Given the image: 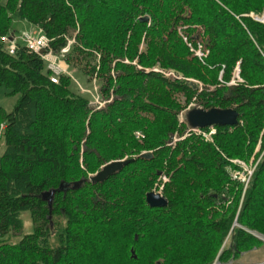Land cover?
<instances>
[{"label":"trees","instance_id":"16d2710c","mask_svg":"<svg viewBox=\"0 0 264 264\" xmlns=\"http://www.w3.org/2000/svg\"><path fill=\"white\" fill-rule=\"evenodd\" d=\"M262 10L264 0H0V36L16 17L52 52L72 38L67 66L113 95L91 109L70 76L53 83L40 55L0 42V84L18 94L9 112L0 107V264H210L257 248L248 230L264 236V24L245 14ZM179 18L199 26L187 31L204 42L203 63L175 33ZM236 62L242 83L219 84ZM155 63L216 86L197 92L150 71ZM177 94L233 108L237 122L215 126L211 143L189 135L170 148L181 131ZM262 150L242 192L229 160ZM120 159L128 162L104 180H86ZM159 174L167 204L149 207ZM23 211L31 231L21 234Z\"/></svg>","mask_w":264,"mask_h":264},{"label":"built area","instance_id":"2783aa9c","mask_svg":"<svg viewBox=\"0 0 264 264\" xmlns=\"http://www.w3.org/2000/svg\"><path fill=\"white\" fill-rule=\"evenodd\" d=\"M245 16L250 17L252 20L264 24V10H262L259 14H253L252 12H249L245 14ZM194 28L191 24H185V23H179L175 27V32L178 35V37L181 39L182 43L185 45L188 52L191 54L192 57L197 59L198 62L203 63L204 59L207 57L208 50L204 45V42L202 41L200 36L193 37L192 34H187V29ZM198 29V27L196 28ZM15 38L10 35L9 37H6L5 35L0 36V40L3 43H6V49L8 53H13V51L16 49L17 43L14 40ZM23 45L26 47L27 50H30L32 52H35L36 54L40 55L41 59L44 61L46 68L49 70V80L53 83H56L58 81V77L60 75H67L70 76L68 71L65 67H62V63L65 62L63 60V55L69 51V48L71 44L73 43V39H67L66 44L60 48L58 53L52 52L48 50V39L42 34L41 30L39 28H35V31H32L31 33H24L22 36ZM124 63H129L127 59H123ZM61 63V64H60ZM131 63H134L131 62ZM136 68L140 69L141 67L136 65ZM150 71L154 73H158L162 77L173 80V81H185V82H196L192 81L190 78L184 77L178 72L174 71L173 69L163 68L159 66L158 64L153 65L150 69ZM222 70H220L217 74V81L221 85L225 86H236L239 83H241V79L239 77V65L238 62L235 63L231 74L229 78L224 81L221 78ZM71 77V76H70ZM91 83V90L84 89L80 87L78 84V89L82 93H88L91 97V101H89V107L91 109H100L103 108L107 103H109L113 95L111 94V91L109 95L106 98H102L99 93V88H97L96 85V76L95 74L90 80ZM197 90H201L200 84L197 85ZM191 107H200L197 105H190L187 106L181 113H179L178 122L183 125V132L179 135L177 140H180L186 136L194 135L202 139L204 142H212V136L215 133V126L209 125L203 128H190L184 119V112L187 109H190ZM201 108V107H200ZM133 137L137 141H141L143 139V134L140 131H133L132 133ZM175 137L171 136L169 138L168 144L172 143L174 141ZM175 140V141H177ZM174 141V142H175ZM173 142V143H174ZM143 153V152H142ZM230 163L232 164V167H228V174L232 180L238 181L245 186L247 184V180L251 177L254 168L256 166L257 161L255 162V165L253 168L250 167V163L246 164L244 161L238 160V159H230ZM160 178L163 182L166 181V177L162 174H160ZM155 187V186H154ZM152 188L151 191L158 193L159 195H162L161 188ZM218 264V263H217ZM220 264V263H219Z\"/></svg>","mask_w":264,"mask_h":264},{"label":"rangeland","instance_id":"374dc122","mask_svg":"<svg viewBox=\"0 0 264 264\" xmlns=\"http://www.w3.org/2000/svg\"><path fill=\"white\" fill-rule=\"evenodd\" d=\"M179 23H183V20L180 19V18L177 20V22L173 26L174 31H175V27ZM191 25L194 26L195 29L197 27H199L196 24H191ZM194 28H192V29H194ZM33 30H34V28H33V26L30 23H28V22H26L24 20H20V19H18L16 17H13L12 20H11V22H10V30L8 31V33L5 36L6 37H10V35H12L15 38L14 40H15L16 43L22 44L23 43V40H22L23 34L26 33V32L27 33H31ZM186 33L187 34L188 33L191 34L192 31H189V32H186ZM0 42H1V40H0ZM4 44L6 45V43H4ZM141 69L145 70L146 68L141 67L140 70ZM68 73L71 76V78H69L71 80L70 89H72L73 91L79 92V89H78V86H77V84H78L80 87H82L84 89L91 90V83L86 80V78L83 76V74L76 67L75 68L68 67ZM230 74H231V72H230ZM187 78H189V77H187ZM190 79L192 81L194 80L196 82H189V83H192L196 87H197V85L200 84L201 89L204 88V87H207L208 90H212L216 86L215 84L214 85H210V84L208 85V84H206V86H204L203 83H201L200 81H198V80H196L194 78H190ZM241 83H242V79H241ZM96 85H97V83H96ZM196 91H197V88H196ZM83 95L89 101H91V97H90V95L88 93H84ZM17 97H18V94L11 93L8 88H6V87H4L3 85L0 84V107L2 109H4L5 112H9L13 108V106H14L16 100H17ZM175 97H176L177 102L181 106L180 111L177 113V125L179 126V129H181V131L180 132L175 131L174 133H172L170 135V137L171 136H174L175 137L174 141L177 140V138L179 137V135L182 134V132H183V125L178 122V119H179L178 115H179V113H181V111H183L185 108H187V106H190V105H194L195 104V105L200 106V107L202 106L198 102V99L195 96H191V98L188 101L181 94H177ZM168 141H169V139L166 141V145H168L170 148H172L174 146V144H175L176 141L175 142L173 141L174 143L172 142L170 144H168ZM262 152H263V150L258 154V156H256V157L255 156L254 157L251 156L248 159V161H244V162L246 164L250 163V167L253 168V166L255 165V162L256 161L257 162L259 161ZM125 157H127V156L125 155L123 158H125ZM238 160H240V159H238ZM90 175H92V174H89V176ZM162 175H164L166 177V181L163 182L161 180L160 174H159L158 177L156 178L155 182L153 183L151 189L154 186H155L154 188H159L160 187L161 188V192H162L163 185L168 181V176H166L165 174H162ZM249 180H250V178H249ZM246 186L247 185L243 186V184H242V192L245 190ZM241 197H242V195L240 196V198ZM237 209H238V207H237ZM19 216H20V219L22 221L21 234L30 232L31 231V223H30V219H29L28 212L23 211V212L20 213ZM233 226L234 227L239 226L237 224V222H235V220L232 222L231 227H233ZM248 233H250L253 237H255L260 242V245L257 248H252V249H250L247 252H242L238 258H235L233 260H228L227 262L220 263V264H264V236H262L259 233H256L255 231H251V230H248ZM19 237H20V235H14L13 237H11L10 240L11 241H17L19 239ZM226 240L227 239H224V242ZM217 263L219 264V262L214 258V260L210 264H217Z\"/></svg>","mask_w":264,"mask_h":264},{"label":"water","instance_id":"95a60500","mask_svg":"<svg viewBox=\"0 0 264 264\" xmlns=\"http://www.w3.org/2000/svg\"><path fill=\"white\" fill-rule=\"evenodd\" d=\"M184 119L190 128H203L209 125L233 126L237 122V112L233 108L213 107L202 109L199 107H191L184 112ZM127 162L128 159L109 161L100 166V168L86 180L90 182H100L108 175L121 169ZM144 200L149 207H163L167 204L166 199L162 195L151 190L145 193Z\"/></svg>","mask_w":264,"mask_h":264},{"label":"crops","instance_id":"0c3cea01","mask_svg":"<svg viewBox=\"0 0 264 264\" xmlns=\"http://www.w3.org/2000/svg\"><path fill=\"white\" fill-rule=\"evenodd\" d=\"M31 25H32V24H31ZM32 26H33V28H34V30H35L36 26H34V25H32ZM34 30H33V31H34ZM60 64H61V63H60ZM65 65H66V70L68 71V66H67V64H66L65 62H63L61 66H62V67H65ZM84 77H85V76H84ZM81 93H82V92H81Z\"/></svg>","mask_w":264,"mask_h":264},{"label":"bare ground","instance_id":"6f19581e","mask_svg":"<svg viewBox=\"0 0 264 264\" xmlns=\"http://www.w3.org/2000/svg\"><path fill=\"white\" fill-rule=\"evenodd\" d=\"M99 88V87H98ZM200 108V107H199ZM203 109V108H202ZM249 182V179L247 180V183ZM247 185V184H246Z\"/></svg>","mask_w":264,"mask_h":264}]
</instances>
